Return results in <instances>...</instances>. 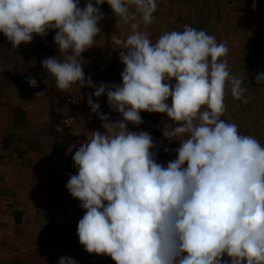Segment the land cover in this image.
Listing matches in <instances>:
<instances>
[{
	"label": "clouds",
	"instance_id": "obj_1",
	"mask_svg": "<svg viewBox=\"0 0 264 264\" xmlns=\"http://www.w3.org/2000/svg\"><path fill=\"white\" fill-rule=\"evenodd\" d=\"M105 3L126 23L136 13L145 26L155 20L156 0H87L83 8L79 0H0V33L13 48L55 31L64 58H45L43 69L59 90L94 89L87 104L104 131L79 142L77 174L66 184L86 210L77 225L80 244L115 264H264V146L221 119L228 84L234 99L248 103L247 76L230 73L221 59L229 48L204 30L185 24L153 43L132 23L126 39L108 37L120 50L122 82L96 85L85 77L82 53L102 32ZM261 82L264 73L255 77ZM27 83L37 87L34 77ZM93 95L106 96L122 119L102 113ZM141 112L165 114L163 138L179 141L166 166L157 162L152 135L128 128L144 122ZM58 264L78 262L62 256Z\"/></svg>",
	"mask_w": 264,
	"mask_h": 264
},
{
	"label": "crops",
	"instance_id": "obj_2",
	"mask_svg": "<svg viewBox=\"0 0 264 264\" xmlns=\"http://www.w3.org/2000/svg\"><path fill=\"white\" fill-rule=\"evenodd\" d=\"M156 2L155 20L147 26L139 13L126 23L107 3L100 6L105 15L100 21L102 32L93 47L82 53L85 77H91L96 85L122 82L120 50H115L108 37L118 33L126 39L133 31L132 23L138 24L137 30L146 32L153 43L164 33L183 31L185 24L204 30L229 48L221 59L227 60L232 75H246L244 83L249 85L246 104L234 99L231 85L226 86L221 119L236 124L241 134L256 138L264 146V82L255 83L256 75L264 73V31H254L251 18L244 25L229 18L223 0ZM130 12H135L134 6ZM54 35L50 30L46 37L34 36L31 43L15 49L0 33V259L9 258L10 247L21 245L29 233L38 235L48 226L63 231L69 223L73 231L75 199L66 184L77 169L73 160L60 164L53 160L58 151L53 126L68 112V91L59 90L55 78L42 67L45 58L58 55ZM63 58L58 55V59ZM29 77L37 80V87L29 86ZM37 92L45 95L36 96ZM18 110L24 114L21 120L14 119ZM55 218L62 219V226L54 225Z\"/></svg>",
	"mask_w": 264,
	"mask_h": 264
},
{
	"label": "built area",
	"instance_id": "obj_3",
	"mask_svg": "<svg viewBox=\"0 0 264 264\" xmlns=\"http://www.w3.org/2000/svg\"><path fill=\"white\" fill-rule=\"evenodd\" d=\"M86 2L87 0H79V5L86 4ZM117 70L121 71V69ZM90 93H94V91L86 88L79 89L78 86H74L69 89L67 94L65 95V104L67 106L68 112L54 124L53 131L57 135L66 136L70 139V142L66 144V146L62 150L57 151L53 155V160L56 163L60 164L73 160L72 157L79 147V142L85 140L86 137L90 138L91 131H104L101 120L91 112V109L87 104V97ZM93 101L100 104L101 112L108 114L112 121L122 119V117L118 113L113 112L110 109L107 103L106 96L96 98L93 95ZM140 115L144 122L139 126L129 123V130L136 132H149L156 144L155 150L158 152V155L156 157L157 162L166 166L168 161H172L177 158L174 150L179 147V141H169L162 136L161 129L165 122H169L168 118L164 119L161 125H158L155 113L141 112ZM81 120L83 122H81ZM165 148H168L169 151L165 152ZM80 203L81 202L78 199H75V210L73 213V232L76 236H78V222L86 211L80 207ZM88 255L92 262L97 263L100 261L101 255H97L95 253H88Z\"/></svg>",
	"mask_w": 264,
	"mask_h": 264
},
{
	"label": "rangeland",
	"instance_id": "obj_4",
	"mask_svg": "<svg viewBox=\"0 0 264 264\" xmlns=\"http://www.w3.org/2000/svg\"><path fill=\"white\" fill-rule=\"evenodd\" d=\"M253 2L254 0H223L222 4L226 7L227 13H229L228 15H231L229 18L232 17L231 19H235L236 21L240 20L242 25L251 18L253 30L261 32L264 31V0H255V8L252 7ZM224 18L227 17L224 16ZM228 21L230 20L228 19ZM97 78L100 79L101 74ZM170 101L171 98L167 101L169 105L171 104ZM155 114L157 116L158 125H161L162 121L167 118L165 114ZM55 220V226L58 224L62 226L60 224L61 218H55ZM65 227L63 231H57L53 226H48L44 228V231L38 233V235L29 233L28 237L24 239V242H21V245L16 248L10 247L9 254H11V256L9 257L16 255L15 253L18 252H20L18 254H21L39 251L37 257L27 264H58L62 256L74 258L78 264H115V261L107 255H101L100 261L97 263L92 262L88 252H86L84 246L80 244L78 236H74L71 224L69 223L68 227ZM1 261H3V259H0V263Z\"/></svg>",
	"mask_w": 264,
	"mask_h": 264
},
{
	"label": "trees",
	"instance_id": "obj_5",
	"mask_svg": "<svg viewBox=\"0 0 264 264\" xmlns=\"http://www.w3.org/2000/svg\"><path fill=\"white\" fill-rule=\"evenodd\" d=\"M23 115H24L23 112L18 110L14 115V119L21 120L23 119ZM56 142H57V149L58 151H60L66 146V144L70 142V139L64 135H56ZM38 253L39 251L38 252L32 251L27 253L16 254L12 257L3 259V261H1L0 264H27L33 259H35ZM224 259L227 260L229 258L225 255Z\"/></svg>",
	"mask_w": 264,
	"mask_h": 264
}]
</instances>
